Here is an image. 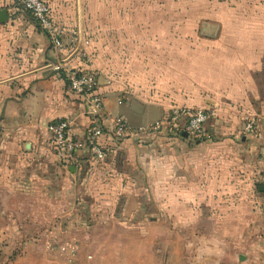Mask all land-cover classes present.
<instances>
[{
    "label": "crops",
    "instance_id": "0c3cea01",
    "mask_svg": "<svg viewBox=\"0 0 264 264\" xmlns=\"http://www.w3.org/2000/svg\"><path fill=\"white\" fill-rule=\"evenodd\" d=\"M45 1L65 32L58 52L15 0H0L8 15L0 23V219L37 224L32 239L89 241L78 256L110 259L104 264H142L145 251L152 264L165 256L167 264L264 262V121L251 115L256 134L244 135L239 118L214 115L211 136L203 141L146 133L116 137V119L137 130L170 111L101 73L81 0ZM57 62L64 70L99 73L104 109L96 117L69 89L65 72L52 68ZM61 120L71 122L70 133L81 141L94 120L101 125L105 162L83 149L80 167L59 166L48 126ZM143 205L157 211L168 205L166 252L158 224L144 234ZM16 234L25 238V229ZM92 243L99 244L94 249Z\"/></svg>",
    "mask_w": 264,
    "mask_h": 264
},
{
    "label": "rangeland",
    "instance_id": "374dc122",
    "mask_svg": "<svg viewBox=\"0 0 264 264\" xmlns=\"http://www.w3.org/2000/svg\"><path fill=\"white\" fill-rule=\"evenodd\" d=\"M81 1L101 73L115 84L136 90L141 99L166 111L201 108L222 118L236 116L241 123L251 115L260 117V123L264 121V48L254 49L256 45L264 47V1ZM205 26L215 31L205 33ZM151 136L173 137L161 132ZM152 206L143 205V231L148 236L152 229L157 230L153 224H158L161 236L165 235L159 242L161 253L166 252L168 205H157L158 211L155 206L151 210ZM43 226L48 229L50 225ZM35 227L39 228L37 224L12 226L7 219H0V264L110 261L92 255L79 257L81 246L87 248L89 241L32 239L29 234ZM23 229L25 238L16 236ZM98 244L92 243V248ZM150 256L145 251L142 264H152L147 259ZM127 261L136 264L133 259ZM159 262L167 264L166 256Z\"/></svg>",
    "mask_w": 264,
    "mask_h": 264
},
{
    "label": "built area",
    "instance_id": "2783aa9c",
    "mask_svg": "<svg viewBox=\"0 0 264 264\" xmlns=\"http://www.w3.org/2000/svg\"><path fill=\"white\" fill-rule=\"evenodd\" d=\"M15 6L20 12L29 14L38 28L49 38L53 48L58 52L63 50L64 30L54 21L51 8L45 0H15ZM52 68L55 71L65 72L69 89L83 97L87 113L98 115L104 109L103 98L97 94L99 86V73L95 70H64L62 64L57 62ZM214 116L213 112L201 108L174 107L169 114L159 121L142 127L132 129L122 119L115 120V136L118 138L132 136L136 133L153 135L162 131L180 132L195 141H203L211 136L209 121ZM255 118L245 119L244 135L256 134ZM71 122L68 120L48 126L50 142L54 147L57 160L72 167L80 165L79 153L83 149L89 150L97 160L106 156L98 140L103 134V129L94 120L90 125L86 142L72 136L70 133ZM264 264V262L259 263Z\"/></svg>",
    "mask_w": 264,
    "mask_h": 264
},
{
    "label": "trees",
    "instance_id": "16d2710c",
    "mask_svg": "<svg viewBox=\"0 0 264 264\" xmlns=\"http://www.w3.org/2000/svg\"><path fill=\"white\" fill-rule=\"evenodd\" d=\"M47 3V2H46ZM27 14V13H26ZM29 15V14H28ZM74 69H77V68H74ZM77 70H88L87 68H79V69H77ZM64 79L66 80V78H65V76H64ZM67 82V81H66ZM68 84V83H67ZM69 87V86H68ZM98 91V90H97ZM97 94H98V92H97ZM99 95V94H98ZM169 114V113H168ZM167 114V115H168ZM59 121H57V122H54V123H51V124H55V123H58ZM50 124V125H51ZM99 125V124H98ZM244 125H245V123H244ZM102 129H103V134H102V136L99 138V140H98V143H99V145L102 147V149L104 150V152H105V154H106V156L104 157V159L103 160H100L99 162H105V160H106V158H107V155H108V151H107V149H106V147H104L102 144H101V139L107 134V132H106V130L101 126V125H99ZM89 129V128H88ZM88 129H87V131H86V136H87V132H88ZM162 134H164V135H166V136H173V137H183V133H180V132H175V133H173V132H169V131H162L161 132ZM86 136H85V138H84V140H83V142H86ZM49 147H50V150H51V153H52V155L57 159V157H56V153H55V150H54V147H53V145L51 144V142H50V138H49ZM79 158H80V156H79ZM57 162H58V164H59V166H61V167H63V168H69V167H71V166H69V165H67V164H64V163H60L58 160H57ZM82 161H81V158H80V165L78 166V167H80L81 166V163Z\"/></svg>",
    "mask_w": 264,
    "mask_h": 264
},
{
    "label": "water",
    "instance_id": "95a60500",
    "mask_svg": "<svg viewBox=\"0 0 264 264\" xmlns=\"http://www.w3.org/2000/svg\"><path fill=\"white\" fill-rule=\"evenodd\" d=\"M7 18H8L7 11L6 10L0 11V23L6 22ZM203 30L205 33H210V32L215 31V28L212 26H205ZM184 136L187 137L186 134H184Z\"/></svg>",
    "mask_w": 264,
    "mask_h": 264
}]
</instances>
